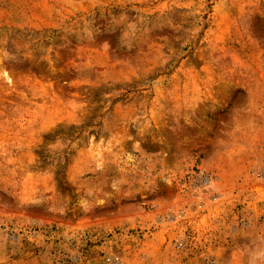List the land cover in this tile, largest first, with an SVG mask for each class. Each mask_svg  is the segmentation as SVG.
<instances>
[{"label":"rangeland","instance_id":"obj_1","mask_svg":"<svg viewBox=\"0 0 264 264\" xmlns=\"http://www.w3.org/2000/svg\"><path fill=\"white\" fill-rule=\"evenodd\" d=\"M0 264H264V0H0Z\"/></svg>","mask_w":264,"mask_h":264}]
</instances>
